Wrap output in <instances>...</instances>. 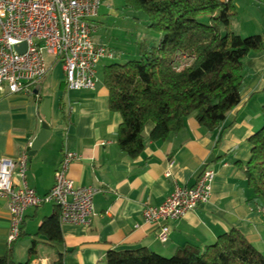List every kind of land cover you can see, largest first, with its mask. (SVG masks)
<instances>
[{"label": "crops", "instance_id": "obj_1", "mask_svg": "<svg viewBox=\"0 0 264 264\" xmlns=\"http://www.w3.org/2000/svg\"><path fill=\"white\" fill-rule=\"evenodd\" d=\"M257 3L264 6L263 1ZM137 15L140 16L123 6V0H104L96 21L95 41L106 44L115 57L120 54L127 57L130 49L119 40L127 45L135 43L137 47L143 36H151L139 28L140 21L134 18ZM242 27L235 18L233 28L241 35L264 32L255 26ZM107 60L97 65L95 88L69 89L63 65L56 62L35 87L39 96L32 92L0 95V158L13 159L28 149L42 130L46 117L41 114V105L45 98H51L48 122L51 133L30 155L26 173L29 186L40 195L48 193L64 153L72 151L78 158L70 163V179L77 186L99 189L93 198L96 214L91 222L88 225L61 222L63 241L59 242L38 234L43 219L59 210L55 204L45 203L28 208L20 237L9 244L8 201L0 196V256L11 252L15 262H25L35 246L32 262L38 264H54L60 254L64 264H106L105 256L114 248L146 246L172 256L187 243L211 244L232 228L243 232L264 253L260 202L238 164L250 158L249 137L264 124V48L244 58L242 99L228 113L220 129L209 131L190 115L178 133L164 141L148 140L137 158L128 156L117 142L122 115L110 109L109 90L103 74H98L99 68L104 72L105 65L111 62ZM153 127V122L147 123V136ZM206 167L216 172L210 199L182 218L170 221V238L162 243L157 237V226L144 217L145 205L163 203L176 184H195Z\"/></svg>", "mask_w": 264, "mask_h": 264}, {"label": "trees", "instance_id": "obj_2", "mask_svg": "<svg viewBox=\"0 0 264 264\" xmlns=\"http://www.w3.org/2000/svg\"><path fill=\"white\" fill-rule=\"evenodd\" d=\"M264 2V0H261ZM126 9L147 27L151 37L137 42L138 56L104 67L109 106L120 112L117 142L137 158L148 140L164 141L194 115L209 131L222 127L228 113L241 101L244 58L264 48V35L243 36L233 28L237 12L233 0H123ZM143 13V14H142ZM264 117V106H263ZM148 122L154 127L146 135ZM251 156L238 162L259 208L264 206V124L249 137ZM59 208V207H58ZM60 208L41 222L38 234L63 241ZM35 246L25 262L12 253L0 264H32ZM60 254L54 264H64ZM106 264H264V253L243 232L232 228L206 246L187 243L164 256L142 246L114 248Z\"/></svg>", "mask_w": 264, "mask_h": 264}, {"label": "built area", "instance_id": "obj_3", "mask_svg": "<svg viewBox=\"0 0 264 264\" xmlns=\"http://www.w3.org/2000/svg\"><path fill=\"white\" fill-rule=\"evenodd\" d=\"M103 1L0 0V95L36 93L35 87L56 62L63 65L69 89L95 88L97 65L115 58L111 48L93 39ZM22 44L25 48L19 51ZM29 158L28 149L16 159L0 158V196L7 199L11 218L8 243L20 237L28 208L45 203L60 208L61 222L88 225L96 214L93 198L99 189L77 186L68 176L70 163L78 156L72 151L64 153L54 184L43 195L28 185ZM166 175H171V171ZM215 175L214 169L206 167L195 184H176L163 203L145 205L144 217L157 226V237L162 243L170 238V221L208 202ZM260 210L264 214V206Z\"/></svg>", "mask_w": 264, "mask_h": 264}, {"label": "rangeland", "instance_id": "obj_4", "mask_svg": "<svg viewBox=\"0 0 264 264\" xmlns=\"http://www.w3.org/2000/svg\"><path fill=\"white\" fill-rule=\"evenodd\" d=\"M258 1L261 2V0H258ZM234 4H235V7H236V12H237V15H236L237 22L240 25V27H241V25L243 27L244 26L245 27H253V26H255L259 30H263L264 29V6L259 5L257 3V0H236L234 2ZM249 20H254L255 23L252 25L253 22H248ZM137 23H139L138 26H139V28H142V30H144V31L148 30L147 27L145 25H143L141 22H137ZM249 29H251V28H249ZM142 30H140V32ZM99 33H103V32L100 31ZM257 33H259V32H257ZM263 33L261 32L259 34L264 35ZM138 34L140 35V33H138ZM247 35H250V34H244L243 36H247ZM146 37L150 38L151 36H146ZM93 39H94V34H93ZM119 42H121L122 45H124V46H128L127 48L130 49L129 54L127 55V57H122V54H120L119 57L117 56L111 61L125 62L128 59L135 58V57L138 56V52H137L138 48L136 47L135 43H132V45L130 43H128V45H127V44H125V42H122L121 40H119ZM133 48H134V50L136 52H133L134 50L132 51ZM107 61L109 62V60H107ZM103 73L104 72H102V69L99 68L98 69V74L102 75ZM57 74H58V72H57ZM53 75H56V71H55V73ZM260 209L261 208L258 207V210H260ZM260 212H261V210H260ZM263 216H264V214H263Z\"/></svg>", "mask_w": 264, "mask_h": 264}, {"label": "water", "instance_id": "obj_5", "mask_svg": "<svg viewBox=\"0 0 264 264\" xmlns=\"http://www.w3.org/2000/svg\"><path fill=\"white\" fill-rule=\"evenodd\" d=\"M25 48V44H22L18 46L19 51H23ZM37 92V90H35ZM50 107H51V98L47 97L44 99L42 105H41V114L46 117V120L43 121L42 124V130L40 133L34 138L32 143L29 145L28 150L29 154L33 155L34 152L47 140L49 137L51 131H50V125L48 124L50 120Z\"/></svg>", "mask_w": 264, "mask_h": 264}]
</instances>
